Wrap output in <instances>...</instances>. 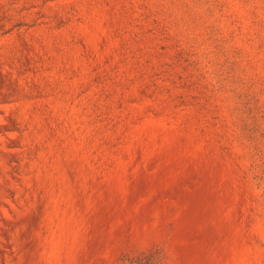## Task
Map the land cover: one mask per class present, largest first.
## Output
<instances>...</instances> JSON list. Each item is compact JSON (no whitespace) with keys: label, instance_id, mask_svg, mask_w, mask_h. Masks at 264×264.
Instances as JSON below:
<instances>
[{"label":"rangeland","instance_id":"rangeland-1","mask_svg":"<svg viewBox=\"0 0 264 264\" xmlns=\"http://www.w3.org/2000/svg\"><path fill=\"white\" fill-rule=\"evenodd\" d=\"M0 264H264V0H0Z\"/></svg>","mask_w":264,"mask_h":264}]
</instances>
